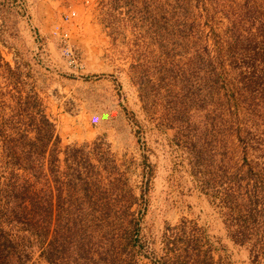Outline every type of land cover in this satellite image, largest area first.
Segmentation results:
<instances>
[{
    "label": "rangeland",
    "instance_id": "rangeland-1",
    "mask_svg": "<svg viewBox=\"0 0 264 264\" xmlns=\"http://www.w3.org/2000/svg\"><path fill=\"white\" fill-rule=\"evenodd\" d=\"M36 126L47 150L57 136L60 157L81 147L107 170L97 214L75 218L83 247L120 264H264L259 213L234 241L220 200L253 189L264 206V176L247 178L264 168V0H0V138Z\"/></svg>",
    "mask_w": 264,
    "mask_h": 264
},
{
    "label": "trees",
    "instance_id": "trees-1",
    "mask_svg": "<svg viewBox=\"0 0 264 264\" xmlns=\"http://www.w3.org/2000/svg\"><path fill=\"white\" fill-rule=\"evenodd\" d=\"M41 118L44 126L52 127L47 117ZM14 129L0 138V264H120L119 252L114 247L109 250L83 247L80 240L85 235L86 224L75 226V218L88 219L85 218L87 211L97 214L91 184L110 186V180L104 174L107 170L98 158L88 154L83 160H77V151L81 147L75 146L67 147L60 157L55 151L59 142L57 136L52 147L46 148L53 135L49 130L41 134L36 126L29 137L27 130ZM12 143L17 146L26 143L30 147L14 150ZM82 167L87 172L84 173ZM91 168L98 171L92 177ZM253 173L250 166L248 182L253 177L264 176V168ZM255 188L264 192L263 187ZM254 191L252 189L253 193L244 198L240 193L225 190L220 198L228 217L227 231L234 241L241 242L246 237L242 228L250 222L248 214L251 210L257 211L261 223L264 222V206L258 208L259 201L256 203L252 199ZM240 202L245 207L250 205L248 213L243 215ZM105 205L108 209L112 203ZM61 213L67 216L66 224L69 223L63 239L73 241L65 250L55 244L60 236L56 221ZM74 226L76 228L72 229ZM260 236L264 239V232ZM184 252L188 250L184 249ZM258 253L264 259V248Z\"/></svg>",
    "mask_w": 264,
    "mask_h": 264
}]
</instances>
